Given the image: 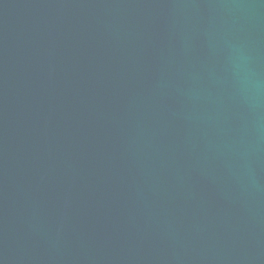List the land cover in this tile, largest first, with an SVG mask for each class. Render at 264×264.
Returning <instances> with one entry per match:
<instances>
[{
  "label": "water",
  "instance_id": "water-1",
  "mask_svg": "<svg viewBox=\"0 0 264 264\" xmlns=\"http://www.w3.org/2000/svg\"><path fill=\"white\" fill-rule=\"evenodd\" d=\"M0 264H264V0H0Z\"/></svg>",
  "mask_w": 264,
  "mask_h": 264
}]
</instances>
